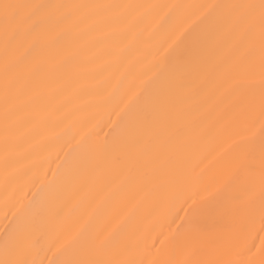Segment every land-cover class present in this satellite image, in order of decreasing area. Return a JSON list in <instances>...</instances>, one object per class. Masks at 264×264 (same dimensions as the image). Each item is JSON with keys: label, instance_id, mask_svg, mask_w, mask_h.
I'll return each instance as SVG.
<instances>
[{"label": "bare ground", "instance_id": "6f19581e", "mask_svg": "<svg viewBox=\"0 0 264 264\" xmlns=\"http://www.w3.org/2000/svg\"><path fill=\"white\" fill-rule=\"evenodd\" d=\"M4 2L0 261L149 264L183 225L194 264H261L260 11L229 7L261 0Z\"/></svg>", "mask_w": 264, "mask_h": 264}, {"label": "snow or ice", "instance_id": "6c2138e0", "mask_svg": "<svg viewBox=\"0 0 264 264\" xmlns=\"http://www.w3.org/2000/svg\"><path fill=\"white\" fill-rule=\"evenodd\" d=\"M25 7V5L14 4V3H0V22L3 25V31L5 35L6 42L14 39L17 37L18 34L21 33L22 26L25 23L26 18L22 15L21 10ZM229 7L235 9H249L253 10L257 7L259 8L260 15H259V22H260V38H261V67H262V81L261 83L264 84V0H261L260 4L257 5H231ZM255 17L252 15H248L246 17V23L249 27H251L252 23L254 22ZM248 167V157L242 156L237 161V168L238 169H245ZM196 201L193 200L192 204L189 205V209H185V213L189 210L196 213L197 209L195 207ZM262 220H264V212H262ZM183 225H178L177 229L174 230L172 237H166L164 240L161 241L160 248H157V252H161L163 249H168L170 254L167 258L149 261V264H194L193 261L188 259L187 257L191 255V247L189 244V235L191 232V228L185 229L181 231ZM262 249L260 251H264V237H262ZM250 251V249H249ZM180 254L184 256V259L177 260L175 258L176 254ZM243 255V251L238 252L235 254V257L227 261L226 264H254L251 257L244 261L240 257ZM0 264H25L22 260H14V261H0ZM62 264H101V262L92 261V260H79V261H66L62 262ZM104 264H108V262H104ZM142 264V262H141ZM261 264H264V261H261Z\"/></svg>", "mask_w": 264, "mask_h": 264}]
</instances>
